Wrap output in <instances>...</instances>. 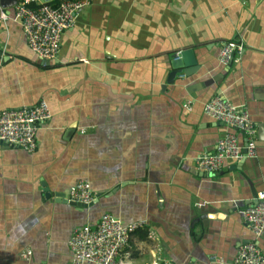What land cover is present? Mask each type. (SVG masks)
<instances>
[{
	"label": "crops",
	"instance_id": "obj_1",
	"mask_svg": "<svg viewBox=\"0 0 264 264\" xmlns=\"http://www.w3.org/2000/svg\"><path fill=\"white\" fill-rule=\"evenodd\" d=\"M0 2L12 13L13 0ZM231 41L243 51L221 64ZM188 48L198 70L166 83L171 56ZM0 61V112L41 99L51 112L34 151L0 142V264H69L72 230L106 212L143 218L156 234L131 235L130 264L156 247L172 264H230L254 239L241 211L264 190V0H88L51 60L7 20ZM217 93L245 107L262 136L256 157L210 173L193 157L230 130L203 111ZM79 180L93 192L84 207L66 199ZM257 243L264 253V235Z\"/></svg>",
	"mask_w": 264,
	"mask_h": 264
},
{
	"label": "built area",
	"instance_id": "obj_2",
	"mask_svg": "<svg viewBox=\"0 0 264 264\" xmlns=\"http://www.w3.org/2000/svg\"><path fill=\"white\" fill-rule=\"evenodd\" d=\"M50 1L16 0L12 13L0 2V25L9 19L17 21L24 31L29 48L42 60L57 57L62 34L73 27L76 16L88 2L59 0L52 4ZM242 51V43L225 42L219 52V62L227 64L234 54ZM179 52H175L176 56ZM179 76L184 75L180 73ZM203 111L223 122L230 130L217 139L213 150L200 152L193 157L197 169L213 173L219 171L226 160L239 161L256 157V126L245 107L234 104L217 93L204 103ZM50 116L48 104L43 99L30 106L3 109L0 112V142L19 146L28 152L34 151L37 145L36 130ZM239 133L244 135L245 142L240 141ZM67 195L69 200L82 203H89L93 199L87 180L76 182L69 188ZM255 199V203L247 205L241 211L254 239L238 247L230 264H264V253L257 243V239L264 235V190L258 191ZM146 225L147 221L143 218L124 224L111 214L102 213L96 225L85 224L72 230L68 241L72 252L69 264H130L129 257L123 250L135 231L145 230L148 239L157 241L154 230ZM158 250L156 247L151 252L150 260L143 264H172ZM208 259L210 262L223 264L221 258L215 255Z\"/></svg>",
	"mask_w": 264,
	"mask_h": 264
},
{
	"label": "water",
	"instance_id": "obj_3",
	"mask_svg": "<svg viewBox=\"0 0 264 264\" xmlns=\"http://www.w3.org/2000/svg\"><path fill=\"white\" fill-rule=\"evenodd\" d=\"M14 3L16 2V0H13ZM230 61L228 62L229 65ZM170 64H171V69L168 72L167 78H166V83H173L176 75L179 73H183L187 76L195 73L198 68L199 65L196 61L195 55H194V51L191 48L185 49L180 51L177 56L176 54H173L171 56V60H170ZM257 134L259 137L262 136V129L261 126L258 127L257 130ZM4 144V142H3ZM243 152H245V149H243ZM44 191H45V196L49 197L50 193L48 192L47 188L44 187ZM55 195L60 196V198L63 196L60 193H55ZM68 198V196H66V199ZM256 202V199L253 200V203ZM69 203H71L72 205H75L77 207H84L87 206L88 204H91V202L89 203H82L79 201H74V200H70Z\"/></svg>",
	"mask_w": 264,
	"mask_h": 264
},
{
	"label": "trees",
	"instance_id": "obj_4",
	"mask_svg": "<svg viewBox=\"0 0 264 264\" xmlns=\"http://www.w3.org/2000/svg\"><path fill=\"white\" fill-rule=\"evenodd\" d=\"M58 1H59V0H51L50 3H52V4H56ZM144 232H145V235H146V231H144Z\"/></svg>",
	"mask_w": 264,
	"mask_h": 264
}]
</instances>
